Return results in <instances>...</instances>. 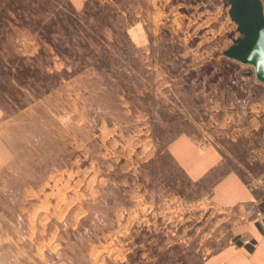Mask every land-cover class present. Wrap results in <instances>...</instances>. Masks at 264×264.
Returning a JSON list of instances; mask_svg holds the SVG:
<instances>
[{
  "label": "rangeland",
  "instance_id": "1",
  "mask_svg": "<svg viewBox=\"0 0 264 264\" xmlns=\"http://www.w3.org/2000/svg\"><path fill=\"white\" fill-rule=\"evenodd\" d=\"M228 9L0 0V129L19 134L0 171V264H201L247 237L253 207L212 193L231 167L246 183L264 169L256 144L225 141L264 97L224 54L241 35ZM180 134L218 137L224 162L188 177L168 151Z\"/></svg>",
  "mask_w": 264,
  "mask_h": 264
},
{
  "label": "crops",
  "instance_id": "2",
  "mask_svg": "<svg viewBox=\"0 0 264 264\" xmlns=\"http://www.w3.org/2000/svg\"><path fill=\"white\" fill-rule=\"evenodd\" d=\"M89 1L68 0V3L74 10L81 11L86 9ZM104 2L116 3L117 0H104ZM261 2L264 13V0H261ZM135 4L134 14L138 16L142 7L137 1ZM88 73H90L89 70L86 74L82 73L81 75L88 76ZM247 100L248 112L256 114L255 117L251 115L245 120V117L242 116L240 132L235 134L231 132L230 137L227 138L226 131L225 141L227 142L230 139L231 145H236L238 139L244 140L247 138L249 143L256 144L255 155L251 157L256 158L260 163H264V97L256 101ZM241 103L243 104V101ZM10 124L13 125V122L6 120L2 122L1 127L3 128L0 129V171L9 166L16 156L14 142L18 141L16 137L19 138V134L12 132L13 129L10 128ZM217 139L219 138L209 139L211 143L200 147L199 143L205 140L202 134L193 136L180 134L172 139L168 151L188 177L193 180H200L224 162L223 145L218 144ZM226 151L225 149V154ZM223 188H225L224 195L222 192L219 193ZM212 190L214 197L217 200L224 199L226 204L252 206L256 217L250 227V233L240 240V245H228L205 258L201 264H264V169L258 171L257 177L251 183H246L239 175L238 168L231 167L226 172L225 177L212 186ZM245 239H248L249 243H244Z\"/></svg>",
  "mask_w": 264,
  "mask_h": 264
},
{
  "label": "water",
  "instance_id": "3",
  "mask_svg": "<svg viewBox=\"0 0 264 264\" xmlns=\"http://www.w3.org/2000/svg\"><path fill=\"white\" fill-rule=\"evenodd\" d=\"M230 17L240 36L233 39L224 54L242 64L252 66L247 74H254L264 82V13L261 0H228Z\"/></svg>",
  "mask_w": 264,
  "mask_h": 264
},
{
  "label": "built area",
  "instance_id": "4",
  "mask_svg": "<svg viewBox=\"0 0 264 264\" xmlns=\"http://www.w3.org/2000/svg\"><path fill=\"white\" fill-rule=\"evenodd\" d=\"M21 42L24 43L25 40L22 38V39H21ZM208 143H209L208 140H204L203 142L200 143V146L203 147V146L207 145ZM244 243H249V240H248V239H245V240H244Z\"/></svg>",
  "mask_w": 264,
  "mask_h": 264
},
{
  "label": "trees",
  "instance_id": "5",
  "mask_svg": "<svg viewBox=\"0 0 264 264\" xmlns=\"http://www.w3.org/2000/svg\"><path fill=\"white\" fill-rule=\"evenodd\" d=\"M237 244L240 245L241 244V241H238Z\"/></svg>",
  "mask_w": 264,
  "mask_h": 264
},
{
  "label": "bare ground",
  "instance_id": "6",
  "mask_svg": "<svg viewBox=\"0 0 264 264\" xmlns=\"http://www.w3.org/2000/svg\"><path fill=\"white\" fill-rule=\"evenodd\" d=\"M132 38H134V36H133ZM135 38H136V37H135Z\"/></svg>",
  "mask_w": 264,
  "mask_h": 264
}]
</instances>
